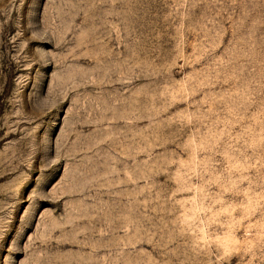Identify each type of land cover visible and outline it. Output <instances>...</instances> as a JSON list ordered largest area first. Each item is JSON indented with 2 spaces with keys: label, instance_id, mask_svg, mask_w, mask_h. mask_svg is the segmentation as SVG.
<instances>
[{
  "label": "rangeland",
  "instance_id": "rangeland-1",
  "mask_svg": "<svg viewBox=\"0 0 264 264\" xmlns=\"http://www.w3.org/2000/svg\"><path fill=\"white\" fill-rule=\"evenodd\" d=\"M0 264H264V0H0Z\"/></svg>",
  "mask_w": 264,
  "mask_h": 264
}]
</instances>
